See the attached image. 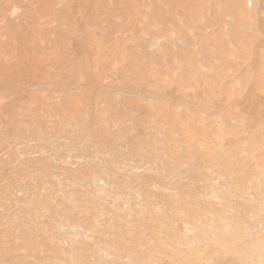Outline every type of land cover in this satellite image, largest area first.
<instances>
[{"label":"rangeland","instance_id":"374dc122","mask_svg":"<svg viewBox=\"0 0 264 264\" xmlns=\"http://www.w3.org/2000/svg\"><path fill=\"white\" fill-rule=\"evenodd\" d=\"M182 1L0 0V264H264V0Z\"/></svg>","mask_w":264,"mask_h":264},{"label":"bare ground","instance_id":"6f19581e","mask_svg":"<svg viewBox=\"0 0 264 264\" xmlns=\"http://www.w3.org/2000/svg\"><path fill=\"white\" fill-rule=\"evenodd\" d=\"M33 1V0H32ZM50 1V0H49ZM84 1H87V0H84ZM48 2V1H47ZM89 2V1H88ZM93 2V1H92ZM174 2V1H173ZM219 2V1H218ZM220 2H222V1H220ZM220 2L219 3H217L216 5H213L212 7H213V10H216L217 8H219V4H220ZM49 3V2H48ZM47 3V4H48ZM32 4V3H31ZM36 4H38V3H36ZM83 4V3H82ZM82 4H80V6L79 7H81L82 6ZM225 4V5H224ZM244 4H245V0H224L223 2H222V6H226V8H229V11H231L234 15H235V20H234V24H240V23H242V27L244 26V25H246L247 26V22H249V20H247V16H248V11H247V9H248V7H245L244 6ZM33 5V4H32ZM46 5V4H45ZM53 4H51V6H52ZM85 6H87L86 4H84ZM156 5V4H155ZM36 6V5H35ZM46 6H48V5H46ZM84 6V8H86ZM176 9L178 8V7H183L186 11L184 12V19H185V25H184V27H189L190 25H194V26H196V23H195V20L198 18V17H200V16H202V15H204V13H205V5L203 4V5H201V6H199V7H197L196 9H193L194 8V4L191 2V1H189V0H184V1H182V2H180V3H176L175 5H173ZM54 7V6H53ZM40 9H41V7H39ZM88 8V7H87ZM247 8V9H246ZM55 9H56V7H55ZM82 9H83V6H82ZM37 10H39V9H37ZM43 10H44V8H43ZM73 10V9H72ZM75 10V9H74ZM49 11V10H48ZM52 11H53V9H52ZM41 12V11H40ZM56 12V11H55ZM58 12H59V10H58ZM68 12V11H67ZM66 12V13H67ZM72 12V11H71ZM256 12V11H255ZM39 13V12H38ZM138 13V12H137ZM159 13V12H158ZM163 13V12H162ZM47 14H48V12H47ZM69 14H71V13H69ZM140 14V13H139ZM49 15H51V14H49ZM53 15V14H52ZM57 15V14H56ZM256 15V14H255ZM54 16V15H53ZM57 16H60L59 14L57 15ZM252 16V15H251ZM59 18V17H58ZM9 25V27H8V31H6L5 32V34H11V36L13 37V38H16V36L15 35H17L18 37H24L25 36V33H24V30H23V28H22V25L20 24V25H15L14 23H9L8 24ZM42 27V26H41ZM45 27V26H44ZM249 27H250V24H249ZM44 29V28H43ZM46 30V29H45ZM1 32V31H0ZM243 36H245L244 37V39H249V38H252V36H253V32L251 33V32H247L245 35L243 34ZM84 37V36H83ZM82 38V37H81ZM80 37L79 38H75V40L74 41H76V43H77V45H79L80 47H81V50H82V52L84 53L83 54V57H84V59H83V61L81 62V67H79L80 68V70L82 71V73H84V75L86 74V75H88L89 73L92 75V73H91V71H92V67H93V64H95L96 63V61H97V59H98V55H97V41H96V39L92 36V35H89L87 38H85V39H81ZM74 46H75V44H74ZM61 49V48H60ZM99 50V49H98ZM63 51V50H62ZM100 52V51H99ZM139 52V51H138ZM62 54V53H61ZM183 54L185 55V57H182V59L185 61V62H187V63H191V61H195V58H194V56L191 54V53H189L188 51H186V50H183ZM97 55V56H96ZM62 57V56H61ZM101 57V56H100ZM62 62V61H61ZM60 63V62H59ZM72 65L71 64H68L69 65V67H70V69L68 70L67 68H66V65H65V63H61V66H62V69H64V70H66L67 71V74H69V75H72L71 73H74L75 71H77V70H75L74 68H77L76 66H74V62L72 61ZM98 64H100V63H98ZM54 65V64H53ZM76 65V64H75ZM189 65H191V64H189ZM61 66H59V67H61ZM7 68H9L8 67V65L6 66ZM5 67V68H6ZM97 67V66H96ZM78 69V68H77ZM98 69V68H97ZM137 69V68H136ZM135 69V70H136ZM222 69V68H221ZM7 70V69H6ZM4 71V70H3ZM99 71V70H98ZM138 71V70H137ZM5 72V71H4ZM3 72V73H4ZM143 72L146 74V70L145 69H143ZM221 72H222V74H224V72H223V70H221ZM88 73V74H87ZM6 74H8V73H6ZM66 74V75H67ZM89 74V75H90ZM101 74V73H100ZM137 74H139V72L137 73ZM88 75V76H89ZM139 77H140V74L138 75ZM8 77H10V76H8ZM90 77V76H89ZM94 77V76H93ZM7 78V77H6ZM10 79V78H9ZM8 79V82L10 81ZM7 82V81H6ZM76 95V94H75ZM234 98H236V97H241V94L239 93V92H235L234 93ZM77 96V95H76ZM34 97V96H33ZM36 97V96H35ZM34 97V98H35ZM38 97V96H37ZM72 97V96H71ZM71 97H69L68 95L66 96V95H64L63 96V98L61 99V101H59V102H61V104H62V106L61 105H59L58 104V106L56 105V108H54L55 109V113L56 114H60L61 116H62V119H63V117H64V119H66V115H65V111L67 110V111H72V113H73V109H75L76 111H77V113L75 114L74 113V115H73V119H72V121L73 122H75V123H81L82 121H83V117H82V112H81V108L80 109H78V107H77V104H79V102H80V98H71ZM74 97V96H73ZM79 97V96H78ZM41 97H39V99H40ZM45 98V97H44ZM83 98V97H82ZM38 99V100H39ZM79 100V102L76 104L75 103V100ZM237 99V98H236ZM33 100H35V99H33ZM36 100H37V98H36ZM37 100V101H38ZM41 100V99H40ZM39 100V101H40ZM45 100V99H44ZM59 102H57V103H59ZM80 103H83V101L82 102H80ZM79 105H81L82 106V104H79ZM166 106V105H165ZM161 107V106H160ZM83 108V107H82ZM162 108H164V107H162ZM161 108V109H162ZM85 111H87V110H85ZM163 112H164V114L166 115V117H167V119L168 120H172L173 119V117H174V113H172L170 110H168L167 109V107L166 108H164V110H163ZM85 113V112H84ZM25 115V114H24ZM15 116V115H14ZM15 117H19V116H15ZM14 117V118H15ZM32 117V116H31ZM31 117H29V118H31ZM14 118H12V120L14 119ZM17 118H15L13 121H17L16 120ZM32 119H33V117H32ZM26 121H28V120H26ZM31 121H33V120H31ZM47 121V120H46ZM43 123H44V121H42ZM20 123V122H19ZM83 123H84V125L86 124L84 121H83ZM44 124H46V123H44ZM104 125V124H103ZM193 125V121H191L190 120V122H189V126H192ZM87 126V125H86ZM156 127H158V125L156 126ZM159 127H161L162 128V126H159ZM106 127H104V129H105ZM95 129V128H94ZM101 131H103V130H101ZM106 131V130H105ZM166 148V147H165ZM260 148V147H259ZM169 149V148H168ZM255 148L253 147V150H254ZM259 150V149H258ZM219 152V150L217 151V153ZM262 152V151H261ZM258 153V152H257ZM260 153V152H259ZM238 157V156H237ZM238 159V158H237ZM237 159H235L234 161H233V164L232 163H230L229 162V164H228V166H229V169H231V171L232 170H235V169H237V170H240L239 168H237L238 166H239V161H237ZM246 164V163H245ZM242 165V164H241ZM246 169L247 168H243V171L242 172H244V171H246ZM231 173V172H230ZM229 236V235H228ZM38 243V242H37ZM26 248H28V250L29 251H33V249H35V245H33L32 244V242H26ZM37 249V248H36ZM84 260V259H83ZM234 261V260H233ZM235 261H236V258H235ZM232 262V261H231ZM233 263V262H232ZM85 264V263H84ZM235 264H237V263H235ZM243 264V263H242Z\"/></svg>","mask_w":264,"mask_h":264}]
</instances>
